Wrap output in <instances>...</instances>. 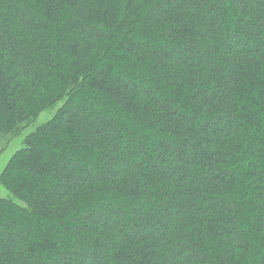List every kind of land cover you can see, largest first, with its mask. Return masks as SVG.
Here are the masks:
<instances>
[{
    "label": "trees",
    "instance_id": "16d2710c",
    "mask_svg": "<svg viewBox=\"0 0 264 264\" xmlns=\"http://www.w3.org/2000/svg\"><path fill=\"white\" fill-rule=\"evenodd\" d=\"M18 138L0 264H264V0H0Z\"/></svg>",
    "mask_w": 264,
    "mask_h": 264
},
{
    "label": "rangeland",
    "instance_id": "374dc122",
    "mask_svg": "<svg viewBox=\"0 0 264 264\" xmlns=\"http://www.w3.org/2000/svg\"><path fill=\"white\" fill-rule=\"evenodd\" d=\"M56 109L57 108L55 107L54 109H48L44 111L36 121L35 127L49 121L54 116ZM20 141V138L15 140L14 143L4 153L0 155V174L5 168L11 155L21 146ZM9 195V191L0 183V196L5 197Z\"/></svg>",
    "mask_w": 264,
    "mask_h": 264
}]
</instances>
